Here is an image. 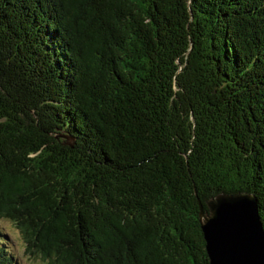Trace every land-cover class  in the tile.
I'll list each match as a JSON object with an SVG mask.
<instances>
[{
    "label": "trees",
    "instance_id": "obj_1",
    "mask_svg": "<svg viewBox=\"0 0 264 264\" xmlns=\"http://www.w3.org/2000/svg\"><path fill=\"white\" fill-rule=\"evenodd\" d=\"M241 193L264 229V0H0V220L26 257L209 264L200 213Z\"/></svg>",
    "mask_w": 264,
    "mask_h": 264
},
{
    "label": "water",
    "instance_id": "obj_2",
    "mask_svg": "<svg viewBox=\"0 0 264 264\" xmlns=\"http://www.w3.org/2000/svg\"><path fill=\"white\" fill-rule=\"evenodd\" d=\"M200 213L209 264H264V229L257 200L246 193L219 195Z\"/></svg>",
    "mask_w": 264,
    "mask_h": 264
},
{
    "label": "rangeland",
    "instance_id": "obj_3",
    "mask_svg": "<svg viewBox=\"0 0 264 264\" xmlns=\"http://www.w3.org/2000/svg\"><path fill=\"white\" fill-rule=\"evenodd\" d=\"M0 231L6 234L19 264H44L39 260L29 259L23 254V244L18 231L7 221L0 220Z\"/></svg>",
    "mask_w": 264,
    "mask_h": 264
}]
</instances>
